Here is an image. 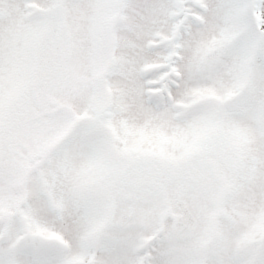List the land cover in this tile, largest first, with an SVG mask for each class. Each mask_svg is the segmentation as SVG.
Returning <instances> with one entry per match:
<instances>
[{
  "label": "snow or ice",
  "instance_id": "obj_1",
  "mask_svg": "<svg viewBox=\"0 0 264 264\" xmlns=\"http://www.w3.org/2000/svg\"><path fill=\"white\" fill-rule=\"evenodd\" d=\"M0 264H264V0H0Z\"/></svg>",
  "mask_w": 264,
  "mask_h": 264
}]
</instances>
